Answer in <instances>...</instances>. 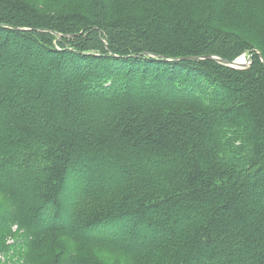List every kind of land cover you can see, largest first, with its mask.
<instances>
[{
    "label": "trees",
    "instance_id": "obj_1",
    "mask_svg": "<svg viewBox=\"0 0 264 264\" xmlns=\"http://www.w3.org/2000/svg\"><path fill=\"white\" fill-rule=\"evenodd\" d=\"M59 1L0 0V68L11 48L30 79L0 80L8 262L264 264V0ZM242 54L243 69L202 59ZM27 57L51 75L32 80ZM147 88L166 95L129 97Z\"/></svg>",
    "mask_w": 264,
    "mask_h": 264
},
{
    "label": "rangeland",
    "instance_id": "obj_2",
    "mask_svg": "<svg viewBox=\"0 0 264 264\" xmlns=\"http://www.w3.org/2000/svg\"><path fill=\"white\" fill-rule=\"evenodd\" d=\"M30 1L35 3V6L38 7L40 9V11L43 13H50V12H53L54 10H57V9H60V10L63 9L62 8L63 2H60L59 0H30ZM5 54L7 57L6 67L0 68V80L4 81V79H7V78H14V80L19 81V82H21L22 80H26L27 82H29L30 79L27 75H25V74L20 75L18 73V68L16 69V67L13 65V63H10V64L7 63V62H9V60L12 61V59L14 58L12 51H11V48H9V50H7L5 52ZM245 56L240 55L238 57L239 59L237 60V63L242 65L243 62L246 61V59L248 57V56H246V57ZM249 57H251V56L249 55ZM25 60H26L25 62L27 64L24 67H21L19 64L18 67H20L21 69L23 68L27 72H29V70L32 72H34V71H37V72L41 71L42 72V73H39V72L36 73L37 76L36 75L34 77L31 76L32 80L37 81L40 79L41 75L43 76L44 74L51 75L47 64H44V65H42V67H39L38 63L36 61H33L32 59L27 57ZM13 71H15L17 73V75L15 74V76H14ZM77 74H78V72H68V71L66 72L67 78H69L71 80H75V77ZM206 93H208V92H206V90H199V94L204 95ZM128 94H129V97L134 96L136 94H142V95H145V98H150V96H152L154 94L160 98H162L164 95H166L163 90H155L153 88L142 89L138 92L131 91V92H128ZM180 96L181 97H190V96L185 95V94H180ZM174 97H176V96H174ZM0 117L3 118V114L1 111H0ZM0 168H2L1 163H0ZM112 176H115V175L113 174ZM4 179H5L4 180L5 184H8L10 186L16 185L13 182L9 181V179H7V178H4ZM24 179H21V181ZM87 182H88V184H87L88 186H92V187L97 186V184H99L98 176L96 175L95 179H93V180L89 179ZM17 185H19V184H17ZM66 185H67L65 188L66 192L62 198L63 201H68V199L74 198L75 194L77 193L76 191L73 192V186H72V184H70V182H67ZM70 190H72V191H70ZM20 201H22V200L20 199ZM27 207H28V205H27ZM131 219H132L131 217H130V219H128V225L126 224L125 226H122L120 223H114L115 226L119 227L123 231L121 234L117 235L118 239L123 241V242H129L126 239L124 232H126V231H129L132 233L134 232L133 224L135 222L133 219L132 220ZM126 221H127V218H126ZM43 224H46V221ZM15 229H16V227L14 226L13 231H15ZM9 239L13 240V238H9ZM67 243H71V246L68 248L71 253H74V252L81 253V254H83V256L85 258L99 259L101 261H103L102 259H104V257H109L113 261H120L124 258L123 255H121L120 253H116L114 255H106V250L108 248L103 246V245H84V244L75 243L72 241L70 242L69 240H66L64 242V244L67 246ZM12 255H13L12 252L8 251L7 249L4 250L3 244L0 243V264H12V262H10V263L8 262V261H11ZM47 256H48V253L46 256H43V258H44L43 263L47 262L49 264V262L47 261ZM15 264H18V263L15 262ZM127 264H131V262L129 261Z\"/></svg>",
    "mask_w": 264,
    "mask_h": 264
},
{
    "label": "water",
    "instance_id": "obj_3",
    "mask_svg": "<svg viewBox=\"0 0 264 264\" xmlns=\"http://www.w3.org/2000/svg\"><path fill=\"white\" fill-rule=\"evenodd\" d=\"M202 59H212V60H215V61H217V62H219V63H221L227 67H230V68H239L240 67V64L237 63V59L234 61H228V60H224V59L212 57V56H205ZM178 60H194V61H197V60H199V58L191 56V57H181Z\"/></svg>",
    "mask_w": 264,
    "mask_h": 264
}]
</instances>
